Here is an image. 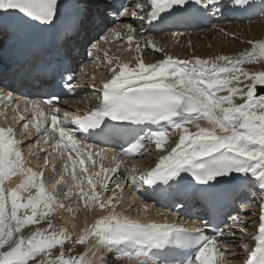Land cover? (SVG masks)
Wrapping results in <instances>:
<instances>
[{
	"label": "snow or ice",
	"instance_id": "6c2138e0",
	"mask_svg": "<svg viewBox=\"0 0 264 264\" xmlns=\"http://www.w3.org/2000/svg\"><path fill=\"white\" fill-rule=\"evenodd\" d=\"M256 6V0H0V99L13 100L6 89L13 88L17 79L58 89L47 100L29 102L34 119L44 117L46 108L50 121L33 123L20 115L18 122H23L29 138L33 135L30 125L36 137L49 128L58 134L55 143L51 136L44 142L62 161V171H58L61 165L50 163L51 153L43 157L57 185L49 190L44 172L28 166L16 129L0 127V264H119L122 256L132 264H225L226 252L235 258L236 250L223 239L244 231L242 226L249 223L239 213L224 219L207 211L208 219L198 224L168 222L166 216L162 222H141L118 213L116 189L121 186L115 183V174L123 162L111 168L101 162L95 170L93 157L105 150L94 152L93 145L86 144L88 140L108 143L116 139L135 143L113 152V161L121 154L147 155L144 141L165 153L154 167L130 177L134 188L140 183L151 187L153 198L160 189L184 202L203 200L211 206L222 193H231L243 204L240 212L258 203V234L249 238L255 246L241 238L239 247L247 253L242 264H264V70L244 67L264 62V39L248 40L250 50L235 55L180 58L146 35L162 27L199 26L225 10L248 12ZM259 12L264 14V0H259ZM97 31L105 34L97 39L93 36ZM171 35L175 39L183 33ZM137 37L163 58L145 63ZM113 39H126L129 49L135 42L134 66L120 62L119 57L108 59L111 78L97 84L95 75L90 77L95 105L82 115L63 111L60 124V94L79 87L78 45H89L87 55L93 57L101 42ZM86 67H79L81 76ZM169 128L178 133L170 151L165 147L170 141ZM44 151L29 152V157L39 158ZM101 173L102 179H94ZM182 173H190L191 179ZM15 176L21 177L19 183L6 187ZM73 194L85 208L110 209L81 229L79 236L53 222L59 210L75 217L73 207H66L60 199ZM175 207L180 209L183 204ZM213 228V235H205L206 229ZM91 237L95 243L79 255L66 254V242L86 245Z\"/></svg>",
	"mask_w": 264,
	"mask_h": 264
},
{
	"label": "bare ground",
	"instance_id": "6f19581e",
	"mask_svg": "<svg viewBox=\"0 0 264 264\" xmlns=\"http://www.w3.org/2000/svg\"><path fill=\"white\" fill-rule=\"evenodd\" d=\"M256 4H257V6L254 9L249 10V11L254 12V14L250 17L249 16L245 17L241 21L236 20V19L230 20L226 16V14H227V12H233V11L225 10L224 12H226V14L223 17H220V16L214 17L212 19V21L204 27L195 26V27H189V28H173V29H168V30H162L159 33H154L153 31L149 30L146 33V35L148 37L152 38L156 42L158 47H165V50L167 52H169L170 54H172L174 56H178L180 58L190 57L192 55H199V56L203 57V56L214 55V54H230V55L239 54V53L244 51V48H242V46L238 42H236L237 40L242 41V39H245L244 41L247 42L248 40H254L256 38L255 36L257 33H262V35H264V14H260V12H259V0H256ZM244 13H247V12H244ZM221 28H223L225 30V32L234 33L235 35H225V32L220 31ZM174 31H179V32L183 33V35L174 39L171 35V33ZM97 33L98 34L95 35V37L97 39L99 38V36H102L105 34L102 31H97ZM137 39H140V38L137 37ZM189 41H191V46H189V43H188ZM140 44L142 47V53H140L139 55L142 56L145 63H154V62L163 58L162 53L153 50L151 47H144L143 39H140ZM232 44L235 46L234 50H231ZM209 45L211 47H209ZM239 45L241 47H239ZM243 46H245V45H243ZM79 47H80V50H82V48L85 49V47H89V45L79 44ZM112 47H120V49L124 48V54L122 56L115 54L112 51ZM237 47H238V49H237ZM247 47H248V49L251 48V46L249 44H247ZM100 52L103 53V59L106 60V62L108 59H112L113 61H115L116 58L119 57L120 62H127V63H129L130 66H134V64L136 62L134 58L138 55V53L135 51V42H133L132 48L129 49L126 39L121 40V41H117V39H113V40H110V42L107 44L101 42V49L99 51L95 52L93 57H89L88 55L82 56L79 52V54L77 55V71H79L80 66L86 65L87 66L86 70L88 69L89 71L97 74V75L95 74L96 81H98L100 83L102 81H104V79L106 78L105 77L106 72L101 71L103 69V63L101 62V60L99 61L96 57V55L99 54ZM105 52L108 53L107 56H105ZM93 60H95V63H93ZM111 67H112V65L107 63L106 68L108 69L109 72H110ZM97 71L99 72V74ZM91 75L92 74H90L89 76L91 77ZM81 77H83L82 81L84 83H86L87 81H90V77H87L85 75H83ZM6 91H10V89H6ZM77 97H78L77 102H78V100H80V103H81V105H79V107L87 109V108L91 107L92 102L95 101V92L89 90L87 87L86 88L83 87V88L78 89ZM3 100L4 99H0V103ZM28 109L31 111L30 107ZM4 110L5 109L2 108L1 112H0V119L1 120L3 118ZM15 113H17V109L13 108L12 114H11L12 119L7 121L8 124H10V121H12L13 127L17 125V121H16L15 117H13V115L15 116ZM45 118H46V112H45L44 117H37L35 119L33 118V123L35 122V120H45ZM201 123H203V122H201ZM19 126L17 127V131H19V133H21V132L23 133L21 135L20 139L28 140V137L25 136L26 133H25L24 129L20 130ZM29 130L31 132L34 131V129L31 128V126H30ZM191 130H194V129H191ZM169 135H170V141L168 143H166V145H165V147L168 151H170L171 148L175 146V143L178 140V133H174L172 129H169ZM28 141L35 142L34 139H31ZM149 146H150L149 150L147 148V150H148L147 155H145V156L140 155L141 159H138V160L133 159V161L127 162V164L130 167L129 171L131 172V174L136 175V176H138L140 174V171H138V169L136 170V168L134 166V164L137 163V161L143 162L141 164L142 165L141 172H144V171H147V167L149 165L151 167L155 166V163L158 161L159 156L162 154H165L163 151L157 150L155 148L154 144L152 145L150 143ZM80 147L84 148L85 146L81 145ZM92 150L94 152L98 151L97 149H94V148ZM151 150H153L155 152V154H151ZM102 157H104V158L102 159ZM66 158H67V156L65 155V159ZM93 158L97 161V167L95 170H99V165L101 162L103 163L104 167H107V168H111V167H113L112 165L114 163H117L116 161L112 160V154H110L108 152L101 153V155H94ZM25 159L28 160V166H30V167H34L36 164L38 165V163L40 162V161L36 160V158L34 156L29 157V152L27 153ZM88 166L91 170V164L90 163ZM133 169H135V171H133ZM103 175L104 174L101 173V177H99V178L94 177V179H102ZM20 179H21V177H19V176L12 177L11 181L6 182L5 186L6 187H14L17 183H19ZM51 181H53V180H51L49 178L46 181V183H47L46 187L49 190L56 186V181L54 183H51ZM84 188H85V191H88V186L86 184L84 185ZM141 188H142V186H141ZM121 189L123 190V188H117L116 189L117 199L119 200V203L116 205V211L118 213H121L123 215H128L131 218H132V216H135L134 219L142 216V218H146L148 220L154 219L156 221V218H159V219L161 218L160 215L154 210V206L152 205L151 197L145 198L144 196L139 195V196H136L133 198L127 197V199H126V196L124 198H122V196H120V193L122 192ZM99 190L100 189L98 186L97 191H99ZM24 195L27 196L28 193H24ZM108 195H111V193L110 192L105 193V197H107ZM60 199H62L64 201V198H62V195H61ZM130 201H131V203H130ZM145 203L150 205V207L148 209H145L143 207ZM65 205L67 207L68 203L67 204L65 203ZM82 205H83V202H82ZM82 207H83V209H87L90 211V214H89L90 216L86 215L87 212L83 213V215H78L77 213H75V217L73 218L72 214H70L64 210H59L57 212V214L53 217L54 224L57 226V228H59L60 226H67V227H69V229L71 231H73L74 236H79L81 233V229H84L88 225L94 223L95 220L98 219L101 215H107L108 211H110V209L101 210L98 206L95 208H85L83 205ZM253 207L255 210H258L259 209L258 203L254 204ZM80 209L81 208H78L77 210H80ZM123 210H125L126 212ZM239 210L240 209H238V208L237 209L232 208L230 215H234V214L239 213V215L242 218H244L246 221H250L249 215H247L246 211L240 212ZM135 211H136V214L134 215ZM137 212L138 213L142 212V213L137 214ZM257 216H259V211H258V214L255 215L254 219H255L256 224L253 228V233L251 235H244V236L236 237V239H233V237H231V236H226L223 239V243L228 244V246L230 248H233L236 250L235 258H233L229 253H227V252L225 253V257H224L225 264H237L238 260L240 261L239 256L242 253H245V256L247 257V253L242 248L239 247L242 237L244 238V240L246 242H249L250 247L255 246L254 241L250 240L249 238L252 237V235H255V232L258 233L259 217L256 218ZM72 224H75L74 229L71 228ZM247 224L250 225V222ZM242 227L246 228V225H243ZM238 231L239 230H237L236 232L239 233L240 231L239 232ZM94 243H95V237L89 238L88 243L86 245H77V249H76L75 253L77 252V255H79L81 252L84 251V249L86 247H88ZM66 254H67V252H66ZM243 260H241L238 264H242ZM119 264H131V261L128 260L127 257L122 256Z\"/></svg>",
	"mask_w": 264,
	"mask_h": 264
},
{
	"label": "rangeland",
	"instance_id": "374dc122",
	"mask_svg": "<svg viewBox=\"0 0 264 264\" xmlns=\"http://www.w3.org/2000/svg\"><path fill=\"white\" fill-rule=\"evenodd\" d=\"M98 33L97 32H94L93 33V36H95V35H97ZM256 38L255 39H264V35H262V33H257L256 34V36H255ZM245 39H242V41H236V42H238L241 46H242V48H244V50H246V49H248V47H247V43L244 41ZM244 42V43H243ZM239 45V47H241ZM243 45H245V46H243ZM247 47V48H246ZM231 50H234V48H235V46L232 44V46H231ZM86 49H88V47H85V49L83 48L82 49V51H81V53L83 54H81L82 56H86L87 55V50ZM237 49H238V47H237ZM250 50V49H249ZM112 51L115 53V54H117V55H120V56H122L123 54H124V48H121L120 49V47H112ZM96 57H97V59L100 61L101 60V62L103 63V69L101 70V71H107V68H106V66H107V62H106V60H104L103 59V53H99V54H97L96 55ZM102 65V64H101ZM245 68H247V69H249L250 71H259V70H264V62H260V63H250V64H245V66H244ZM106 68V69H105ZM98 72V71H97ZM90 74H96V73H94V72H91V71H89L88 69L86 70V74H85V76H87V77H90L89 75ZM98 74H99V72H98ZM91 75V76H92ZM97 75V74H96ZM14 116V115H13ZM149 148H150V146H149ZM151 153L152 154H155V152L153 151V150H151ZM143 162L142 161H137V163H135L134 164V166H135V168H136V170L137 169H141L142 168V164ZM69 181L71 182V180H70V178H69ZM72 183V182H71ZM64 202L67 204L68 203V205H71L72 207H73V209L75 210V213H77L78 215H83V213H85V212H87L86 213V215L87 216H90L89 214H90V211L89 210H87V209H83V205H82V201H80L79 200V196L78 195H76V194H73V195H71L69 198H64ZM78 208H81L80 210H77ZM253 209H254V207H252ZM81 212V213H80ZM142 213V212H141ZM140 212L138 213L137 212V214H141ZM256 213V211L254 210H251V211H249V213L247 214V215H249V218H250V225H248V226H246V228H244V231H238L239 233H237L236 232V234H235V236H231V237H233V239H236V237H240V236H244V235H250L252 232H253V228H254V226H255V214ZM254 220V221H253ZM252 221V222H251ZM244 233V234H243ZM239 234V235H238ZM237 235V236H236ZM243 238V237H242ZM238 239V238H237ZM68 248H72V252L71 253H68L67 252V250H68ZM65 251L67 252V254L68 255H77V252L75 253V251H76V249H77V245L76 246H73L70 242L69 243H66L65 244ZM242 255V256H241ZM240 256H239V258H240V260L241 259H244V257H245V253H242ZM244 255V256H243ZM239 261V260H238Z\"/></svg>",
	"mask_w": 264,
	"mask_h": 264
}]
</instances>
